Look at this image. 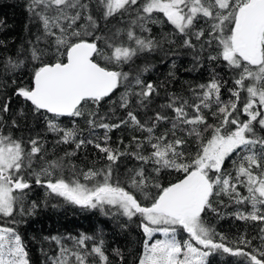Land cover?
I'll return each instance as SVG.
<instances>
[{"label": "snow or ice", "instance_id": "1", "mask_svg": "<svg viewBox=\"0 0 264 264\" xmlns=\"http://www.w3.org/2000/svg\"><path fill=\"white\" fill-rule=\"evenodd\" d=\"M100 3L105 19L123 15L129 10L136 14L128 29H118L114 33L117 39L122 34L126 35L130 43H109L105 39L111 55H106L102 48H98L97 41L101 37L97 36L91 42L86 38L98 28L87 3L82 0H31L28 5V10L43 29L35 43L29 41L31 60L39 62V66L32 73V85L18 88L15 94L31 102L34 111L44 110L53 114L51 120L46 117L48 129L63 132L64 142L73 140L76 131L61 129L55 123V118L82 116L84 105L89 102L99 105L122 81L128 79V73L107 65L130 62L138 53L151 51L157 46L155 40L137 36L134 30L139 27L141 31H150L145 27L147 23H163L154 18L157 14H162L176 32L188 37L184 40L186 47H195L192 35L198 40L204 36L203 29L196 30L199 19L212 21L209 35L217 41L221 51L210 59L222 57L229 67L236 70L234 88L229 89L232 98L221 100L222 83L213 78L208 84L198 86L201 90L198 94L199 103L192 105L196 115L188 116L185 111L186 100H181L180 106H174L180 100L179 97H174L173 103L166 106L173 108L176 113L178 123L174 122L173 128L178 127V124L192 126L189 135L197 138L198 150L187 160L185 153L177 150V146L184 144V141L175 139L162 143L164 137H158L157 142L151 144L154 151L150 155L134 153L145 164L151 162L155 166V173L162 169H173L183 174L182 179L167 186L155 183L153 187L158 190L155 195L148 190L150 178L145 176L143 168L130 177L131 187L136 194L119 182L113 183L112 165L125 153L101 147L100 144L96 147L106 154L110 162L104 169L89 168L86 172L78 173L75 166L67 165L72 178L65 179L63 171L66 165L63 160L51 161L39 173H35V182L41 183V175L48 177L45 182L50 194L81 208H99L102 211L108 208L114 210V214L127 217L129 221L138 218L139 227L146 236L138 264H209V257L217 252L243 257L248 264H264V251L257 249L256 254H253L217 242V234L206 225L202 216L206 210L215 211L210 198L223 192L236 203L251 204L252 212L249 215L238 214L240 219L264 221V137L256 133L257 125L264 129V0H143L142 3L138 0H100ZM132 6L136 7L133 9ZM85 12L88 13L84 17L87 25L75 27ZM212 39L207 43L211 44ZM49 40L48 47L54 48L51 53L48 47H39L41 41ZM49 55L54 62H44ZM23 63L22 60L9 57L5 68L14 71ZM135 83L142 86L139 95L143 103L151 97L155 87L151 83L144 85L139 76L135 78ZM242 92L246 94L243 101ZM121 99L122 106L126 107L127 94ZM213 104L217 110L212 115L220 118L217 125L208 124L201 114L202 106L210 109ZM0 111L7 112L8 103ZM90 115L94 116L95 113ZM241 116L246 119L241 120ZM128 117L135 125L144 128L132 112L128 113ZM155 119L159 121L167 117L157 113ZM12 123L15 124V121ZM89 123L105 129L110 127L104 123L95 125L93 120H89ZM200 125L204 126L203 132L198 128ZM209 130L210 136L205 140L204 133ZM147 131L151 133L152 128ZM28 143L31 147L26 151L20 140L0 132V215L12 217L25 195L24 190L30 187L23 173L25 169L31 168L41 147L37 139H31ZM82 144L84 141L80 140L76 147ZM137 146L142 147L139 143ZM233 153L239 157V161H233L236 166L234 178L223 171L225 160ZM254 169L259 170V174ZM53 175L57 176L54 181L51 178ZM78 176L85 182L82 183ZM233 179L235 183H232ZM237 184H243L248 195L241 196ZM137 194L150 203H142ZM36 207L34 203L33 208ZM179 230L188 234L187 240L182 242L177 238ZM157 233H162L164 239L153 241ZM52 239L59 243L58 237ZM91 239L89 236H80L75 240V251L61 246L59 255L52 258L51 264H88L89 257L107 264L103 240L88 251L86 241ZM240 243L250 242L241 239ZM0 264H30L22 238L13 227L0 226Z\"/></svg>", "mask_w": 264, "mask_h": 264}, {"label": "trees", "instance_id": "2", "mask_svg": "<svg viewBox=\"0 0 264 264\" xmlns=\"http://www.w3.org/2000/svg\"><path fill=\"white\" fill-rule=\"evenodd\" d=\"M31 0H0V110L5 103H8V111H0V132L4 135L11 134L13 139L20 140L25 150H30L28 143L31 139H37L41 152L36 154L32 161L31 168L24 170V179L30 184L25 189V195L18 204L12 217L0 215V225L13 227L21 236L26 251L29 254L30 264H51L52 258L56 257L61 246L75 248V240L85 235L93 239L86 241L87 250L90 251L94 245L103 240V250L108 256L107 264H138L143 253L145 234L139 227L140 220L134 217L131 221L127 217L114 214V210L84 209L78 205L66 202L62 197L50 194L46 180L48 177L40 176L41 183L35 181L40 169L47 162L63 160L66 165L63 171L65 179H71V170L67 165L75 166L77 172H86L89 168L93 170L104 169L110 162L106 154L96 147H108L116 152L125 153L112 165V182L119 184L130 191V177L140 168L144 169L145 176L149 179L148 190L155 195L158 191L153 187L155 183L167 186L183 178V174L173 169H162L155 173V167L151 162L145 164L136 158L134 153L145 156L150 155L154 149L152 143L157 142L158 137H164L162 143L173 142L175 139L184 141V144L177 146V150L185 153V159L190 160L198 150V141L195 135H189L190 125L178 124L176 113L173 108L166 107L173 103L174 97L180 100L175 102L176 107L180 106L181 100L187 101L185 111L189 117L196 115L192 105L198 104L199 85L208 84L213 78L222 83L220 98L227 101L230 98L229 89L234 88V79L237 78L236 70L228 66L222 57L211 60V56H217L221 49L217 41L209 35L212 21L200 18L196 24V30L203 29L204 36L196 39L191 36L192 44L195 47L184 46L185 37L175 31L174 26L169 24L162 14L154 18L160 19L163 23H147L146 28L150 31H141L139 27L134 30L137 36L151 38L157 42V46L151 51L138 53L132 61L119 65L109 64L108 67L128 73V79L120 85L99 105L89 102L82 108L83 115L80 117L60 116L55 118V123L61 129H72L76 131L73 140L64 142L63 132H52L48 129L47 119H53V114L34 111L31 102H26L22 97L15 94L20 87L32 85V73L39 62L31 60L29 41L35 43L36 37L41 35L43 29L38 20L28 10ZM89 5L91 15L97 20L98 28L92 36L86 37L90 42L97 36L98 48H102L106 55H111V49L105 45L107 38L109 43H130L126 35L118 39L114 33L118 29H128L131 21L135 19V12L123 15L117 14L105 19L103 17V6L100 0H82ZM142 3L143 0H138ZM136 6H132L134 9ZM88 13L82 14L75 27L81 28L87 25L84 18ZM212 39V43L207 41ZM48 42L41 41L40 48L48 47ZM134 46V45H133ZM49 53L54 48L48 47ZM22 60L24 63L16 70L5 68L8 58ZM44 62H54L51 55L45 57ZM102 64L103 61H98ZM143 81L144 85L151 83L155 91L147 100L141 103V85L135 83V78ZM247 83V82H246ZM127 94L128 104L122 106L121 97ZM245 93H241V101L245 99ZM217 106L213 104L210 109L201 107V114L204 115L208 124L217 125L219 117H214L213 112ZM132 112L144 128L135 125L128 113ZM22 113V114H21ZM95 113V115H90ZM166 116L167 119L156 121V114ZM246 119L241 116V120ZM89 120L95 121V125L108 124V129L94 126ZM15 121V124L12 123ZM126 121V123H121ZM119 125V127H111ZM152 128V132L147 131ZM203 132L204 126H198ZM211 130L204 133L206 140ZM256 133L264 137V129L256 126ZM107 137V138H106ZM151 138V143H149ZM84 141L79 148L76 144ZM138 143L142 147H138ZM239 151V150H238ZM70 154V155H66ZM243 155V154H241ZM233 161H239L237 153L231 154L223 165V171L236 176V166ZM264 163V162H262ZM259 174V170H255ZM53 181L56 175L51 177ZM81 182L85 181L82 177ZM235 183V179L232 180ZM237 190L241 196L248 195L243 184H237ZM142 203L147 204L137 194ZM212 210H206L202 214L206 225L214 229L217 234V242H223L228 247L242 248L246 252L256 254V250L264 251V221H253L251 219H240L238 214L249 215L252 212L251 204L247 202L236 203L229 195L221 192L214 194L211 198ZM37 207L33 208V204ZM108 214L105 215L104 213ZM59 238V243L52 239ZM221 237L224 239L221 240ZM241 239L250 243H240ZM119 253V254H118ZM121 256L123 259L121 260ZM88 264H102L94 257H89ZM209 264H248L243 257H237L228 253L217 252L209 257Z\"/></svg>", "mask_w": 264, "mask_h": 264}, {"label": "rangeland", "instance_id": "3", "mask_svg": "<svg viewBox=\"0 0 264 264\" xmlns=\"http://www.w3.org/2000/svg\"><path fill=\"white\" fill-rule=\"evenodd\" d=\"M0 226H2V225H0ZM177 238L183 242L184 240H187V239H188V234H187L186 232L182 231V230H179V231H178ZM155 239H164V235H163L162 233H157V234L155 235V237L153 238V241H154ZM153 241H149V243H151V242H153ZM63 247H65V246H63ZM65 248H68V249H71V250L75 251V250L72 249L71 247H65ZM59 252H60V251H59ZM58 255H59V253H58Z\"/></svg>", "mask_w": 264, "mask_h": 264}, {"label": "water", "instance_id": "4", "mask_svg": "<svg viewBox=\"0 0 264 264\" xmlns=\"http://www.w3.org/2000/svg\"><path fill=\"white\" fill-rule=\"evenodd\" d=\"M114 90H115V89H114ZM114 90H113V91H114Z\"/></svg>", "mask_w": 264, "mask_h": 264}]
</instances>
